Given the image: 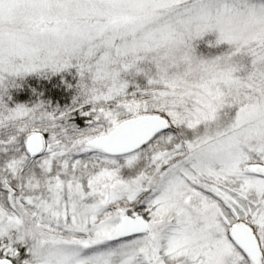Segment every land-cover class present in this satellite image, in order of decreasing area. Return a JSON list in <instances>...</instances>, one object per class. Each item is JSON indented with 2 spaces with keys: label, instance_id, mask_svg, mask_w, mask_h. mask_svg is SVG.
<instances>
[{
  "label": "snow or ice",
  "instance_id": "1",
  "mask_svg": "<svg viewBox=\"0 0 264 264\" xmlns=\"http://www.w3.org/2000/svg\"><path fill=\"white\" fill-rule=\"evenodd\" d=\"M0 264H264V0H0Z\"/></svg>",
  "mask_w": 264,
  "mask_h": 264
}]
</instances>
